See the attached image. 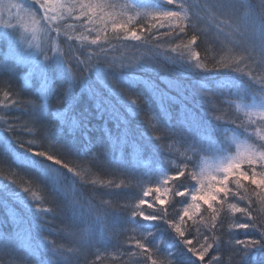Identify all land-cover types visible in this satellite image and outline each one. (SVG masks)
I'll use <instances>...</instances> for the list:
<instances>
[{
	"label": "trees",
	"instance_id": "16d2710c",
	"mask_svg": "<svg viewBox=\"0 0 264 264\" xmlns=\"http://www.w3.org/2000/svg\"><path fill=\"white\" fill-rule=\"evenodd\" d=\"M236 1L240 6L238 13L240 16H246L249 13L246 21L257 46L255 52L250 53L235 47L234 51L229 53L222 48L220 42L215 41V38H198L197 43L194 45H188L190 36H186L183 40L180 39L179 35L183 34L178 35V24L185 27L186 33L193 28L199 30L201 36H215L216 26L214 22L208 23L204 28L197 26L195 0H173V3H168V0H114L117 4L127 5L129 10L121 12L120 8L108 9L106 10L108 12L107 16L102 20L94 18L93 23L90 25L87 23L86 18L79 17V23L72 22V24L77 25L75 26V35L63 42L64 56L69 69L62 66L57 72L59 73L58 80L62 85L51 79L56 71L51 72L52 69H48L43 77L34 78L31 81L48 85V94L45 96L39 95L28 85L25 80L26 71L16 61H14L13 67L22 75L20 81L24 92L18 95L15 88L9 87L5 83L0 84V143H5L6 150L0 149L6 151L12 162L18 167L34 171L44 181L63 177L67 180L74 179L83 183V178L79 176L81 168L79 170L73 168L77 174L76 176H74V173L71 172L74 174L72 175L69 171L60 168L50 171L43 161L25 151L24 148L7 136V132H11L13 123L16 117L19 116L17 110L24 111L14 101L28 102V98L33 97L34 102L41 105L35 111L37 115L35 118L36 126L38 124L56 126L70 133H74V131L79 133L82 128L92 127L93 123L96 120L101 121L102 117L112 119V123L118 126L121 132L114 136L115 149L117 150V156H119L120 151L126 148V142L134 143L143 140L139 136L131 137L129 134L137 126L144 131L147 129L148 123L143 110L144 108L148 110L154 108V104L149 100L150 96L159 98V101L155 104L157 107L160 99H166L170 106L172 105L173 101L170 99L172 84L168 81V77L173 74L178 77H188V75L193 74L190 80L191 84L183 81L181 86H191L192 88L198 82L201 84L192 99L181 103L182 113L184 114H179L176 121L165 122L166 126L172 127L175 125L181 132H189V134L176 135L167 132L168 136H161L162 139H170L171 150L169 155L161 154L152 169L146 166L141 157L135 159L132 163L134 169L152 172L150 176L152 181L142 188L143 192H147L149 187H157L166 177L171 178L176 175V169L178 167L183 168L185 163L188 170L200 171L203 165L215 160L218 161L214 165H219L223 158L234 155L238 147L245 143H252L253 141L259 143V137L264 135V128L257 127V124L260 123L258 113L264 109V90H261V87H264V69L245 71L243 68H255L250 63L251 61L258 62L260 56L259 50L262 37H264V14L261 13L260 5L264 3V0H255L249 4L244 0ZM67 2L73 3L75 0H67ZM84 2L86 3L88 0H84ZM93 2H96V0H93ZM37 5L40 6V3L38 2ZM184 8H188L189 11L182 21H174L169 28L152 30L157 34L145 40L148 37V31L145 30L144 25H150L152 21L150 18H146L143 24L139 23V18L135 15L136 12L181 11L183 13ZM76 14H79V9H76ZM128 17L133 19L128 21ZM191 18L194 21L192 25L190 24ZM114 28L115 31H113ZM126 29L136 31L137 35L141 36V40L125 39ZM166 32H171V35L164 36L163 33ZM63 35L66 36L67 34ZM157 35L163 38H158ZM128 36L130 37V32H128ZM97 37H99L98 44H92L91 41L97 39ZM177 45H180V47L177 48ZM101 47L107 50V54H102L99 59L101 61H113L112 68L98 64L96 68L89 70L86 64L77 63L75 57L87 61L88 64H96L95 54L100 51ZM173 49L176 50L173 51ZM148 51L153 54L150 55ZM89 56L93 57L91 61H88ZM115 57L121 60L117 62ZM219 57L223 59L217 61ZM121 61L130 63L133 67L120 68ZM225 63L229 66L223 67ZM0 64L3 65L1 60ZM84 77L87 78L83 80ZM112 81H115L116 84L113 85ZM174 84H179L178 80ZM117 86L128 95L129 101L117 90ZM139 88H143L145 92L140 94L137 92ZM207 89L213 91L210 99L207 97ZM133 93L142 100H137ZM132 101H135L134 105L131 104ZM243 103L248 104L249 110L243 112ZM56 107H62L63 109L57 112ZM171 107L173 109V106ZM203 109L205 110L204 114H202ZM215 109L217 110L214 114ZM90 111L93 112L95 117L92 116ZM186 111L188 113L185 116ZM217 117H220V119H217ZM237 117H239V120H236ZM232 120H236V123H231ZM27 121L28 119L25 120V126ZM241 123L244 124V127L239 126ZM29 131H35V129ZM152 133L147 134L146 141L149 137L152 139L146 143L161 144V141H157L155 138L159 134L153 135ZM189 135L194 139H191ZM249 137L252 139L250 140ZM174 141L177 143L179 141V145H176ZM187 141L202 144L200 153L202 150L205 152L201 154V159L187 145ZM180 144H185V148H180ZM36 149L37 147H33V151ZM76 150L79 151V148ZM183 155L186 157L191 156L192 160L188 161ZM122 165L127 167L123 162ZM14 174H16L15 171L0 166V206L4 203L11 206L6 209L9 213L6 210L0 211V254L4 252L17 254L23 249L29 261L34 264H44L40 258V251L53 252L57 242L52 237V233L44 232L40 234L35 230L32 223H27L26 219L33 213H50L49 207L45 202L31 198L30 193L27 196L19 195L20 198H9L8 191L12 189L11 187H19L17 185L19 174L17 176ZM178 179L183 180L184 178L179 177ZM108 180L112 181L113 178L111 177ZM175 183L171 180L168 184L173 191L175 190ZM191 183V186L196 188L195 181ZM244 184L248 186V181L245 180ZM181 185L180 189H182ZM17 192L20 193L21 191L17 190ZM142 196L141 193L140 199ZM152 196L155 198V193H152ZM144 197L151 198L149 193ZM74 199L75 204L79 203L77 198L74 197ZM177 199H182V197H173L170 194L167 197L166 204L159 207H169L170 213L175 216L176 214L171 211L176 209L175 202ZM120 206V204L110 206L107 210H98L99 214L94 213L92 216H86L89 219L88 225L95 230L97 235L95 237H100V240L103 238V248L109 242V237L105 233L107 226L104 215L120 213L122 210ZM144 207L147 208V205H144ZM255 207L260 209V215L264 216V205L257 202ZM149 211L151 210L149 209ZM57 214H59L58 211ZM230 214L237 216V213L231 212L225 204L220 218L226 222L225 220ZM210 215L207 205L201 201L200 214L195 218L184 220L183 227H188L189 235L198 237L201 231L210 230L208 227ZM131 221V228L136 230L134 237L136 241L148 243L163 231L172 232L174 236L179 235L174 229L170 228L169 223L166 221L160 222L158 219V221L152 223H145L140 218H134V216ZM217 224H219V220H217ZM10 227L14 230L9 231ZM230 229L239 228L230 226ZM244 231L253 235L251 234L252 230ZM257 236V240H259L261 238L260 233ZM157 240L158 246H167L172 242V239L168 237L157 238ZM134 244L135 242L131 243L132 251L128 260L139 264L145 257L137 254L138 250L134 247ZM187 247L189 246L184 245L181 249ZM232 247H234V244ZM239 247L243 249V245H239ZM256 251L257 255L247 250V264H264V247L258 246ZM135 255L139 259L135 258ZM54 258L59 259L58 253L54 252ZM89 263L120 264L115 261L112 253L110 255L101 253L98 257H93V260Z\"/></svg>",
	"mask_w": 264,
	"mask_h": 264
},
{
	"label": "bare ground",
	"instance_id": "6f19581e",
	"mask_svg": "<svg viewBox=\"0 0 264 264\" xmlns=\"http://www.w3.org/2000/svg\"><path fill=\"white\" fill-rule=\"evenodd\" d=\"M244 1L249 4L255 0ZM157 37L163 38L158 35ZM219 58L217 61L223 59L222 57ZM119 60L121 59L117 58V62ZM250 64L256 67L258 62L251 61ZM0 66L3 65L0 64ZM53 68L51 72L55 70L56 73L52 75L51 79L59 82V85H62L57 77L59 75V73H57L60 70L59 67L55 64ZM192 76L193 74L190 76L188 75V77H178L173 74L168 77V81L172 84V95L170 99L173 101L171 105L173 109L166 99H160L157 107L155 104L159 101V98L150 96L149 100L154 104V108L151 110L144 108L143 110L145 119L148 123L147 129L144 131L137 126L130 131L129 134L131 137L139 136L143 140L134 143L126 142V148L120 151L119 156H117V150L115 149L114 136L121 133L120 128L115 126L114 123H112V119H108V117H102L101 121L96 120L92 127L82 128L79 130V133L78 131L70 133L56 126L38 124V128L47 134L41 138L34 139L35 131H29V127H26L24 124L26 119L30 117L36 118V113L17 110L19 116L16 117L13 128L11 132H7V136L14 140L19 146L21 142H25V146H27L26 142L28 140H33V147H39L53 154H56V148L60 145L68 155L66 158L70 165L78 170L79 168L82 169L79 171V176L84 180V182L81 183L74 179L67 180L63 177H56L50 181H44L34 171L20 168L14 164L6 151L1 150L5 149V143H0V166L15 171V176L19 174V181L17 183L19 187H11L12 189L8 191L9 198H20L21 196L19 195L27 196L22 190L24 187H28L30 189L29 193L31 195L29 196L31 198L41 200L49 207L50 213H33L26 219L27 223H32L35 230L40 234L44 232L52 233V237L57 242L53 252L47 250L40 251V258L43 260L44 264H90L89 261H92L93 257H98L101 253L105 255H110V253H112L115 261H118L120 264H136L128 260L131 253L126 254L125 252L126 249L131 248L132 242H136V239H132L135 237L136 230L130 226L132 222L131 218L133 217L130 215V210L139 202L142 193L141 189L152 181L150 177L152 172L136 170L132 167V163L136 158L141 157L146 166L152 169L155 167L158 160L157 158H159L161 154L164 153L165 155H169L171 150L170 139H162L161 143L164 147H160L158 144L146 143L148 141L150 142L152 139L149 137L146 141L148 133L153 132V135L159 134L162 137L168 136L167 132L176 135L189 134V132H181L175 125L168 127L165 125V122L176 121L177 116L183 112L181 103L192 99L193 95L196 94V91L199 89L201 85L199 82L192 88L191 86H181L183 81L191 84L190 80ZM21 78L22 75L14 69L13 65L11 67H0V84L5 83L9 87L15 88L16 94L18 95L24 92L21 87ZM176 80L179 82L177 85L174 84ZM28 85L39 95L45 96L48 94V85L45 83L37 84V82H30ZM139 89L137 92L140 94L145 92L143 88ZM206 92L207 97L210 99L213 95V91L207 89ZM133 94L137 100H142V98H139L135 93ZM34 96L36 97L35 94ZM28 101L34 102L35 99L29 97ZM56 108L55 110L57 112L63 109L62 107ZM216 110L217 109L214 110V114ZM204 112L205 110L203 109L202 114H204ZM90 113L95 117L92 111H90ZM187 113L186 111L185 116ZM48 120L50 119L48 118ZM190 138L194 139V137L191 136ZM178 143L175 142L176 145H179ZM132 145H134V147L131 148ZM187 145L190 146L191 149L192 147L196 148V154L201 159V154L205 152L202 150L200 153L201 145H199L198 142L190 143L188 141ZM185 146V144H180V148L182 149H184ZM78 148L79 151L76 150ZM94 157L99 158L97 163H89L88 161L93 160ZM183 157L186 156L183 155ZM122 162L125 163L127 167L123 166ZM112 170L119 171L120 173L113 175L111 172ZM74 171L73 173H75ZM76 175L77 174L74 176ZM79 176L77 177L79 178ZM111 177L113 180H108ZM110 183L120 184L121 187H112ZM181 187V191L187 189L192 190V186L189 188L185 184H182ZM17 190L21 192L19 193ZM74 197L79 200V203L75 204ZM103 201H108V203H103ZM232 202L235 203L237 201L232 200ZM118 204L121 205L120 208L122 209L120 213L116 215H104V217H106L107 226L105 233L109 237V242L108 245L103 248V238L100 240V237H95V230L88 225L89 219L86 216H92L94 213L99 214L98 210H107L108 207L117 206ZM183 205V200L177 199L175 202L176 209L171 212L176 214V211L182 209ZM157 206L156 204V207ZM239 206H244V202H239L238 207ZM10 207V205L4 203L0 206V211H4ZM156 207L153 206L150 210L154 211ZM6 211L9 213L8 210ZM57 211L59 214H57ZM140 219L145 223L158 221V219L148 221L143 218ZM242 219L243 215L241 213H237L236 217L232 214L227 217L223 228L215 230V234L220 237L222 243L219 245V248L214 244L212 249L205 252L203 261L199 259L201 245L206 242H212L211 239H208L213 235L212 230L201 231L198 237H194L193 235H189L188 227H183L184 223H182L180 227L185 233L184 237H180L179 235L174 236L172 232L168 233V231H163L158 237L150 240L148 243L144 241L139 242L146 244L149 248V252L152 254V259H155L157 264H170V262L171 264H215L216 257L222 258L223 264H247L246 256L244 257L242 254L238 255L233 251L232 246L234 240H257L259 231L252 230L251 234L253 235H250L244 230L230 229V226ZM161 221L163 220H160V222ZM13 230L14 229L10 227L9 231ZM162 237H168L172 239V242L167 246H158L157 238ZM85 239L86 242L82 243L81 241ZM185 239H191L192 244L188 245L189 247L187 248L181 249V247L185 245L183 242ZM190 247L194 248L192 253L188 250ZM248 251L257 255L256 248H252ZM54 252L58 253L63 258V263H61L58 258H54ZM17 254L5 252L0 254V264H34L27 259L23 249ZM135 258L139 259L137 255H135ZM55 259L57 260L55 261ZM142 261L143 259L140 262Z\"/></svg>",
	"mask_w": 264,
	"mask_h": 264
},
{
	"label": "snow or ice",
	"instance_id": "6c2138e0",
	"mask_svg": "<svg viewBox=\"0 0 264 264\" xmlns=\"http://www.w3.org/2000/svg\"><path fill=\"white\" fill-rule=\"evenodd\" d=\"M40 3V7L44 9V15L40 17V24L43 26L45 31V35L48 37L49 46H52L53 40L51 33L55 32L57 36L60 34V25L53 24L51 28L48 25L43 24L44 20H48L49 22L57 20L59 17L57 16V12H59L60 16H63V9L65 7L68 8L69 12H75L76 9H79V17H84L87 19V23L90 25L93 23L94 18L96 20H102L105 16L108 15L106 10L116 8H120L121 12L124 10H129L128 6L125 4H117L114 0H88V2H84V0H75V2L70 4H61L57 3L55 5L46 3L45 0H37ZM168 3H173V0H168ZM195 3L202 4L203 0H195ZM183 8V5L181 6ZM205 7L209 8V10L213 13L211 19L214 21L216 26L215 36H201V33L197 29H191L190 32H185V27L181 25H177L180 39H184L186 36H190L188 39V45H194L197 43V39H220L223 37L222 42H227L231 44L233 47H239L246 52H255L257 51V46L254 43L253 35L247 26L246 16H240L239 9L230 7L227 4V0H214V3L205 5ZM31 5L27 8L24 4L15 2V0H0V21H3L5 15L8 16L9 22L2 24V26L6 29H14L16 25L12 23L13 20L23 21L24 17L21 16V13H24L28 17H33V13L30 11ZM261 13L264 14V3L260 5ZM37 10V14H38ZM189 11L188 8L183 9V13L181 11H169L164 13H147V12H136L135 15L139 18V23L143 24L144 19L150 18L151 24H145V30L148 31V37L145 38L147 40L151 36L156 35V32L152 30H159L163 28H169L174 21H182ZM197 15L200 16V12H197ZM128 21H131L133 18L128 17ZM159 22V23H157ZM33 25H36V21L33 18ZM194 21L190 20V24L192 25ZM32 31H37V27H33ZM115 31V28L113 29ZM128 32H130V37L128 36ZM164 36H170L171 32L163 33ZM134 39L136 41L141 40V36L137 35V32L131 29L125 30V39ZM71 39V37H70ZM99 37L97 39H93L91 41L92 44H98ZM180 45H177L179 48ZM176 49H173L175 51ZM150 55L153 53L148 51ZM106 55L107 50L101 47L100 51L95 54L96 64H88L87 61L80 60L79 57H75L78 64H86L88 69L96 68V65L103 64L108 68L113 67V61H101L99 57L101 55ZM259 55L261 57V65L264 66V37H262V44L259 50ZM45 60L49 59V56L45 55ZM93 59L92 56L88 57V61ZM198 59V57H197ZM228 64H223V67H228ZM120 68H130L133 67L130 63H125L123 61L119 64ZM87 77H84L85 80ZM113 85L116 84L115 81H112ZM117 90L121 92L129 101L128 95L123 91V89L118 88ZM261 90H264V87H261ZM18 106L22 107L25 112L33 113L41 105L33 101H14ZM147 103V101H145ZM132 105L135 104V101L131 102ZM259 121L257 127L264 128V109H262L259 113ZM220 119V117H217ZM239 120V117L236 118ZM236 120H232L231 123H236ZM27 127L29 130L35 129L34 139L41 138L46 135V132H42L40 128H38L35 124V117L28 118ZM240 127H244V124L241 123ZM178 135V134H177ZM157 141H161L162 137L157 135ZM251 140L252 138L249 137ZM21 142L20 146L24 148L25 151L31 153L33 156L38 157L40 161H43L49 168L50 171H54L57 168L67 170L73 173V167L70 165L69 161L66 157L68 155L64 152L60 145L56 148V154L49 153L46 150H41L39 147L35 151H33V140H28L26 142ZM160 147H164L161 143ZM192 151L196 152L197 149L192 147ZM188 161L192 160L191 156L186 157ZM99 160L98 157H94L93 160L88 161L89 163L96 164ZM222 160L216 168V172H222L223 176L217 178L215 175L208 174L204 168H201L199 171L198 177L195 173L190 174L187 164H184L183 168L176 169V175L171 178L166 177L161 183L158 184L157 187L152 188L149 187L147 192H143L142 189V198L138 203L135 204L134 208L130 210V215L138 218H143L144 220H163L169 223L170 228L174 229L176 233L179 234L180 237H184L185 233L181 230L180 224L184 222L185 218L192 219L193 216L199 215L201 211V201L207 205V210H210V223L208 225L209 229L213 231V235L208 239H211L212 242L205 243L201 245V252L199 254V259L201 261L204 260V253L209 249L213 248V245L216 244L219 248V245L222 243L220 237L215 234V230L218 228L222 229L224 225V220L221 219V213L224 211V206L227 204L228 209L231 212L241 213L243 215L242 220L236 221L232 226L235 228L243 229V230H255L259 231L260 239L259 240H234L233 251L240 255L242 254L244 257L248 255L247 250L256 247H264V216L260 215V209L256 208L257 202L260 205H264V135L259 137V143L253 141L252 143H245L242 146H239L234 155L228 156ZM183 163V161H182ZM113 175L120 173L119 171L112 170ZM76 174V173H74ZM179 177H183V180L178 179ZM169 179L175 181L174 191L173 189L168 187ZM195 179L199 180V187L195 188V190H190L189 192L181 191L180 185H187L189 188L191 186V182ZM248 181V186H245L244 181ZM195 185H197L195 183ZM110 186L115 188H120V184H111ZM25 194L30 192L28 187H24L22 190ZM148 193H155V198L152 203L147 204V208L144 207L145 199L144 195ZM171 194L173 197H188L190 196L191 203L187 204V207L182 209V214L180 211H176V215L173 216L170 213L169 207H159V205H165V194ZM34 195V194H33ZM29 198V197H28ZM231 198V199H229ZM232 200L237 201L235 203L231 202ZM243 201L244 206H239L238 203ZM103 203H108V201H103ZM157 204L158 206L154 211H149V209L153 208V205ZM172 205V204H171ZM39 211V210H38ZM155 213V214H154ZM217 220H219V225L217 224ZM171 222V223H170ZM135 229V228H133ZM135 239V238H132ZM82 243L86 242V239L81 241ZM185 245L192 244L191 239H185ZM239 245H243V249L239 247ZM134 247L138 250L137 254L143 255L145 258L139 264H157L155 259H152V254L149 252V248L145 243H141L138 240L135 242ZM142 250V251H140ZM189 252H193L194 248H188ZM131 248L126 249V254L131 253ZM171 264V262H170ZM215 264H223V260L220 257H216Z\"/></svg>",
	"mask_w": 264,
	"mask_h": 264
},
{
	"label": "rangeland",
	"instance_id": "374dc122",
	"mask_svg": "<svg viewBox=\"0 0 264 264\" xmlns=\"http://www.w3.org/2000/svg\"><path fill=\"white\" fill-rule=\"evenodd\" d=\"M34 1L38 4L37 0H15V2L24 4L26 8L31 5L30 11L33 13V17H28L24 13H21V16H23L24 19L22 22L19 20H13L12 23L16 25L14 29H6L2 26V24L9 22V18L7 15H5L3 21H0V55H2V58H0V60L1 63H3V66L0 67H11L14 61H16L26 71L25 80L28 83H30L34 78L43 77L48 69H54L53 66L55 64L59 67V69L62 66L66 69H69L66 58L64 56L65 52L63 42L68 40V38L75 35L76 33L75 26L77 25L72 24V22L79 23V14H76V11L70 13L67 7L63 9V16H60L59 12H57V16L59 17L57 20L52 22L44 20L43 24L48 25L49 28H51L53 24H58L61 26L59 36H57L55 32L51 33L53 43L50 47L48 43V37L47 35H45L43 26L40 24V17L44 15V9L37 5ZM45 2L53 5L57 3L70 4L67 2V0H45ZM211 3H214V0H203V3L201 5L195 3V11L200 12V16L197 15L196 18L197 26L200 28H204L208 23L214 22L211 19L213 13L209 10V8L205 7V5ZM227 4L230 7L238 8L240 11V6L236 0H227ZM37 10H39L38 14ZM164 12L166 11H161V13ZM33 18L36 21V25H33L32 23ZM33 27H37V31H32ZM61 32L67 35L64 36ZM215 41L220 42L222 48L229 53L233 52L235 49V47H233L231 44L222 42L223 38L215 39ZM215 46L219 48V46ZM45 55L49 56V59L45 60ZM243 69L245 71H257V69H264V66L261 65V57H258V64L255 68ZM242 105L243 112L249 110L250 107L248 106V104L243 103ZM199 145L202 144L199 142ZM14 156L17 159L15 154ZM224 159L225 158H223L222 160ZM217 161L218 160H215L210 162L209 164H205L201 168H204L208 174L215 175L217 178H219V174L216 172V168L218 165H214ZM170 181L171 180H169V183ZM168 187L171 188L170 185H168ZM196 187H198V185ZM191 189L195 190L193 186L191 187ZM182 191L189 192L190 189ZM149 195L151 196V198L144 197L145 205L154 201V196H152V193H149ZM168 195H170V193L165 194L166 202ZM182 200L184 202L182 209L184 207H187L188 203H191L190 196L183 197ZM153 206L156 207V204H154ZM182 209L179 210L181 214ZM196 216H193V218H195ZM186 219L188 218H185V220ZM181 225L182 223L180 224V226ZM59 259L63 263V258L60 255Z\"/></svg>",
	"mask_w": 264,
	"mask_h": 264
},
{
	"label": "clouds",
	"instance_id": "9594fccd",
	"mask_svg": "<svg viewBox=\"0 0 264 264\" xmlns=\"http://www.w3.org/2000/svg\"><path fill=\"white\" fill-rule=\"evenodd\" d=\"M226 158H227V156L225 157V162H227V161H226ZM189 172H190V174L195 173L197 177H198V175H199V171H196V170H189ZM217 173L219 174V177H222V176H223V173H222V172H219V171H218ZM194 181H195V183H196L197 185H199V180H198V179H195Z\"/></svg>",
	"mask_w": 264,
	"mask_h": 264
}]
</instances>
